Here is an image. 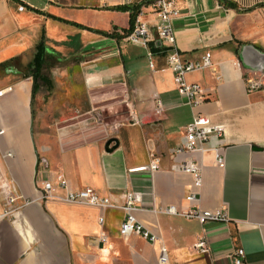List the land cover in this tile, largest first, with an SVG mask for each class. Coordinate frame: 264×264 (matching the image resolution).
<instances>
[{
	"label": "crops",
	"instance_id": "0c3cea01",
	"mask_svg": "<svg viewBox=\"0 0 264 264\" xmlns=\"http://www.w3.org/2000/svg\"><path fill=\"white\" fill-rule=\"evenodd\" d=\"M154 1L0 0V90L12 88L0 97V209L11 195L30 202L0 225V264H160L159 243L121 235L130 192L140 197L135 217L166 246L170 264H234L239 248L245 264H264V87L249 92L246 84L264 83V74L243 61H264V0H228L234 8L175 0L181 56L198 61L211 53L212 69L188 75L207 92L200 112L226 127L222 141L191 154H175L194 111L158 40L149 44L154 68L148 50L126 40L137 18L156 34ZM41 42L46 59L35 79ZM111 138L119 146L109 153ZM153 153L161 168L150 173ZM183 161L201 167L200 188L192 175L172 170ZM58 173L72 189L92 188L117 207L42 200L38 188ZM192 193L197 201L189 203ZM170 206L225 209L229 222L202 225L161 212ZM202 237L210 253L194 249Z\"/></svg>",
	"mask_w": 264,
	"mask_h": 264
},
{
	"label": "built area",
	"instance_id": "2783aa9c",
	"mask_svg": "<svg viewBox=\"0 0 264 264\" xmlns=\"http://www.w3.org/2000/svg\"><path fill=\"white\" fill-rule=\"evenodd\" d=\"M154 11L158 16L155 24L156 34H153L146 22L137 18L134 29L126 36V40L133 44L144 47L148 50V60L151 68H154L153 53L149 49L150 43L161 41L162 49L166 55L167 68L174 73V83L177 91L186 97L188 104L194 111V119L185 128L183 143L175 149V154L204 152L207 145L213 138L222 141L226 135V127L224 125L212 124L211 120L200 112V108L206 103L208 96L206 90L198 83L188 81V75L194 72L205 71L213 68L211 53L198 61L185 60L178 51L177 40L172 21L180 15L175 0H155L152 4ZM21 9H24L23 7ZM264 74V73H263ZM221 80V76L217 77ZM247 90L249 92L259 90L264 87V83L260 80L247 79ZM12 88L0 90V97L11 91ZM164 111V105L160 99L156 101V112L161 114ZM138 123V120L133 117ZM216 160L220 167H225V158L215 149ZM10 156V154H9ZM161 168V157L151 154V161L146 167L150 173H154ZM139 168L136 170H144ZM172 170L192 175L194 184L197 188L202 186V172L198 163L193 161H183L174 163ZM59 189L56 192L55 189ZM42 200H58L70 204H81L87 206L101 207L103 209L117 207L108 197L99 195L92 188H83L74 190L70 187L65 175L58 173L53 179L46 180L41 188H38ZM20 204L17 205V203ZM140 197L137 193H127L125 196V204L121 207L125 213L124 221L121 225V235L127 238L131 235H138L148 240L151 244L159 243V263L170 264L168 251L165 245L160 243V239L151 235L135 217L134 212L139 209ZM189 203L197 201L195 193L187 197ZM30 202L22 196L11 195L7 201V207L0 209V225L6 221H14L16 214ZM162 213L169 216H179L188 220H196L204 225L208 222H229V217L225 209L215 211L202 210L197 207L187 211H179L175 206L167 207L161 210ZM104 239V238H103ZM194 249L199 253H210V245L205 237L199 238L194 245ZM234 264H245L246 253L243 248L235 249L230 257Z\"/></svg>",
	"mask_w": 264,
	"mask_h": 264
},
{
	"label": "trees",
	"instance_id": "16d2710c",
	"mask_svg": "<svg viewBox=\"0 0 264 264\" xmlns=\"http://www.w3.org/2000/svg\"><path fill=\"white\" fill-rule=\"evenodd\" d=\"M221 2H223L228 7H231V8L236 7L235 4H233L232 2H230L228 0H221ZM120 9L127 10L128 8L121 7ZM133 29H134V21H133V25L128 30V34H130ZM45 59H46V49L44 47V44L41 42L37 46V53L35 55V58H34L32 65H31V73L33 74L35 79L40 78V74H41Z\"/></svg>",
	"mask_w": 264,
	"mask_h": 264
},
{
	"label": "water",
	"instance_id": "95a60500",
	"mask_svg": "<svg viewBox=\"0 0 264 264\" xmlns=\"http://www.w3.org/2000/svg\"><path fill=\"white\" fill-rule=\"evenodd\" d=\"M157 47L161 48L162 47V43L161 41H158L156 43ZM244 63L246 64V66H249L250 68H252L253 70L260 72V73H264V61H261L260 63H258L257 65H250L246 60H244ZM114 144V146L111 147V145ZM119 146V141L116 138H111L108 140L107 144H106V151L107 152H113L114 150H116Z\"/></svg>",
	"mask_w": 264,
	"mask_h": 264
}]
</instances>
